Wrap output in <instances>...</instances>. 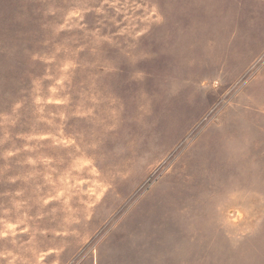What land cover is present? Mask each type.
I'll return each instance as SVG.
<instances>
[{
  "label": "rangeland",
  "instance_id": "obj_1",
  "mask_svg": "<svg viewBox=\"0 0 264 264\" xmlns=\"http://www.w3.org/2000/svg\"><path fill=\"white\" fill-rule=\"evenodd\" d=\"M0 264H264V0H0Z\"/></svg>",
  "mask_w": 264,
  "mask_h": 264
}]
</instances>
